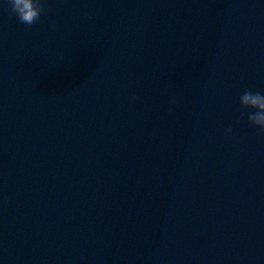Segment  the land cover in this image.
<instances>
[{"label":"water","instance_id":"water-1","mask_svg":"<svg viewBox=\"0 0 264 264\" xmlns=\"http://www.w3.org/2000/svg\"><path fill=\"white\" fill-rule=\"evenodd\" d=\"M37 3L0 0V264H264V0Z\"/></svg>","mask_w":264,"mask_h":264},{"label":"clouds","instance_id":"clouds-1","mask_svg":"<svg viewBox=\"0 0 264 264\" xmlns=\"http://www.w3.org/2000/svg\"><path fill=\"white\" fill-rule=\"evenodd\" d=\"M7 6L16 18L25 25H31L39 18L40 7L37 0H7ZM133 99L134 94H133ZM174 97L171 102H174ZM241 106L254 109L247 113V121L258 129L264 130V96L244 91L239 96Z\"/></svg>","mask_w":264,"mask_h":264}]
</instances>
